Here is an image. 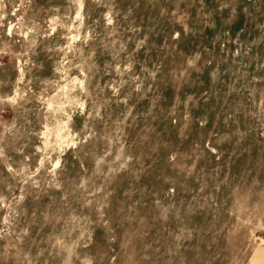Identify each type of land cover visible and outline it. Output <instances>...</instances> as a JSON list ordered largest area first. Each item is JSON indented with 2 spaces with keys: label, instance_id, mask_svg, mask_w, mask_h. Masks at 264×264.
Segmentation results:
<instances>
[{
  "label": "rangeland",
  "instance_id": "rangeland-1",
  "mask_svg": "<svg viewBox=\"0 0 264 264\" xmlns=\"http://www.w3.org/2000/svg\"><path fill=\"white\" fill-rule=\"evenodd\" d=\"M0 264H264V0H0Z\"/></svg>",
  "mask_w": 264,
  "mask_h": 264
}]
</instances>
